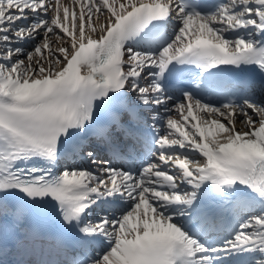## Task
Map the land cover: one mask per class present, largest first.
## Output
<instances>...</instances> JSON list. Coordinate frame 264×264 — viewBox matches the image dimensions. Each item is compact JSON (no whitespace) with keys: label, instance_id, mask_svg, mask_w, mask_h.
Here are the masks:
<instances>
[{"label":"snow or ice","instance_id":"6c2138e0","mask_svg":"<svg viewBox=\"0 0 264 264\" xmlns=\"http://www.w3.org/2000/svg\"><path fill=\"white\" fill-rule=\"evenodd\" d=\"M0 264H264V0H0Z\"/></svg>","mask_w":264,"mask_h":264},{"label":"bare ground","instance_id":"6f19581e","mask_svg":"<svg viewBox=\"0 0 264 264\" xmlns=\"http://www.w3.org/2000/svg\"><path fill=\"white\" fill-rule=\"evenodd\" d=\"M236 127H237L238 130H243V126L239 123V120H238V122L236 124ZM93 170H95V169H93Z\"/></svg>","mask_w":264,"mask_h":264}]
</instances>
